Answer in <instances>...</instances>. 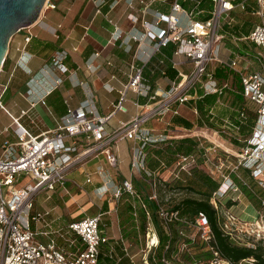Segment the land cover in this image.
<instances>
[{"label": "built area", "instance_id": "1", "mask_svg": "<svg viewBox=\"0 0 264 264\" xmlns=\"http://www.w3.org/2000/svg\"><path fill=\"white\" fill-rule=\"evenodd\" d=\"M154 1V0H151ZM105 0H100L103 4ZM212 8L207 19L195 18L200 13L194 9L186 12L175 0L169 13L155 11L153 19L147 21L144 15L150 13V3L140 0L143 5L141 14V30L131 36L141 44L148 41L149 53L136 56L130 64L128 81L119 90L117 102L112 105V110L107 116L97 113L94 104L84 99L75 108H67L54 129L34 135L21 125L18 118H13L14 141L5 139L1 144L0 155V264H98L101 256L119 261L121 258L114 252V244L105 234L103 213L74 219L65 226L52 228L47 217L50 211H34L35 196L40 192L66 190L67 175L69 171L81 165L87 159L103 154L110 167H116L118 158L114 147L123 138L133 139L137 145L133 148L131 168L136 172H144L150 176V171L145 166L146 146L166 140L168 137L156 133L149 128L147 123L155 118H161L168 111L172 115L179 114L174 104L185 105L197 96V89L202 96L217 95V104L223 105L221 95L227 90L239 93L243 100L253 103V123L247 137L238 135L239 129L247 125L249 114L244 107L237 110L236 121L228 118L221 125L211 127L209 124L196 125L179 136H190L196 141L197 152L179 156L173 163L172 176L178 177L180 172L189 174L192 168L199 167V162L207 168V173L220 178L218 189L210 197V204L216 210L218 224L223 235L232 243L255 247L257 242L264 243V200L261 201V210H254L252 219H245L232 211L235 202L242 191L232 175L239 177V170H246L257 185L264 190V0H211ZM47 3V1H46ZM45 3V5H46ZM131 4V1L129 2ZM54 7V5H51ZM132 7V6H131ZM235 9L249 13L259 18L258 23L252 24L249 33L239 37L230 28L235 19L231 14ZM182 12L187 18L182 24L176 14ZM133 23L140 18L133 13L128 15ZM230 36L233 41L245 40L252 45L253 50L241 49L235 51L228 49V56L224 57L225 37ZM31 39V34L24 37L22 56H30L26 45ZM173 44L174 55L186 58L190 65L188 73L179 72V79L173 81L168 90L158 93L143 78L144 66L153 55H161L158 64L163 63L164 48ZM225 52V51H224ZM66 53L62 52L52 59V67L61 73L68 71L62 60ZM26 61L20 60L19 66L25 68ZM212 63H216L215 67ZM181 64L172 61V65ZM212 67V68H211ZM216 67H223L230 72L228 78L218 79L214 74ZM214 68V69H213ZM235 77L238 78L239 88ZM61 78L48 86L41 95V99L50 93ZM28 88L27 95L32 94ZM112 90V88H110ZM132 90L137 96L147 97L153 103L135 105L140 110L129 121L120 123L119 127L108 131L106 123L110 117L120 111L126 112L127 91ZM159 97V100L156 98ZM34 101L31 102V105ZM146 106L149 109H146ZM0 107L4 109L0 102ZM192 112L199 117L194 103H191ZM212 110L209 109L210 119ZM27 111L22 112V116ZM32 124L35 121L30 118ZM235 139L239 145L235 149L231 140ZM101 167L96 172H101ZM90 175L86 182H90ZM156 181H151L153 188L150 199L159 205V213L165 224L177 219V212H164L157 199ZM102 186L98 187L99 190ZM104 189L100 196L108 193ZM123 193L134 194L131 181L124 180L120 185L111 190L110 199H119ZM235 195V196H233ZM226 198L223 202L221 199ZM231 204L227 206V201ZM41 224V227L38 226ZM193 224L202 241L210 245L213 257L209 264H258L254 259H244L238 262L220 257L214 249V236L206 215L199 212ZM249 239L252 243H247ZM249 242V241H248ZM125 255L132 262L128 254L127 245L121 241Z\"/></svg>", "mask_w": 264, "mask_h": 264}, {"label": "crops", "instance_id": "2", "mask_svg": "<svg viewBox=\"0 0 264 264\" xmlns=\"http://www.w3.org/2000/svg\"><path fill=\"white\" fill-rule=\"evenodd\" d=\"M130 1L132 5H129ZM139 1L105 0L103 4H100V0H47L39 19L31 26L21 29L11 36L3 62L4 67L2 65L3 68L0 69V102L4 107V109L0 107V155L2 142L5 139L15 140L13 118H18L22 126L32 134L37 135L54 129L61 117L59 113L66 111L67 108L77 107L84 99H88L94 104L99 115H109L112 105L118 100L119 90L128 81L132 60L136 56H143L142 51L144 53L150 51L148 41L138 44L131 37L138 34V31L142 29L140 22L143 5ZM145 1L150 3L149 8L151 11L143 17L147 21L153 19L155 11L169 13L171 5L175 2V0ZM203 1L177 0L186 12L194 8L200 11L195 15V18L201 20H204L202 17L209 16L212 8L211 0H207L210 5L209 8H202L200 5ZM51 5H54V7ZM130 13L136 14L140 18L139 22L133 24L128 19ZM176 14L182 20L181 23L185 24L187 20L185 14L182 12ZM230 31L234 32V30ZM27 34H31V39L26 45V50L30 54L28 58L22 56L20 49L24 46V37ZM39 42L49 43L51 47L43 48L42 45H39ZM173 46V44H170L167 51L163 52L165 55L164 62L167 61L176 70L177 74L171 78L162 71L153 79L152 84L143 76L145 83L151 87L150 94L154 90H157L159 94L165 92L170 88L173 81L179 79V72L184 73L179 69V66L188 64L187 60L183 56L174 55L172 53ZM240 50L241 48H238L235 51ZM62 52L66 53L65 58L62 60L68 68L65 73H61L51 65L53 57ZM220 54L224 56L222 49ZM158 55H153L144 66L146 67L150 63L153 64L152 59L156 60V64L150 70L151 74L158 69L160 59ZM22 59L23 61L27 59L25 68L20 67L18 64ZM172 61L181 64L173 66ZM57 78H61V83L40 100L42 92L48 86L54 85ZM28 88L33 89L30 95H27ZM56 95L60 98L59 102L55 101ZM32 101H34L33 105H31ZM135 102L143 105L155 101H150L147 97L137 96L132 90L127 91L126 101L124 102L126 112L118 111L110 117L106 123L108 131L119 127L120 123L129 121L138 113L140 109L136 107ZM23 111H27V115L22 116ZM177 115L185 117L180 111ZM173 116L175 115L170 113L168 118ZM165 117L166 114L161 118L152 119L147 123V126L154 129L156 133H162L167 129L166 125H174L171 121L166 122ZM194 117L197 116L194 115ZM30 118L35 121V124L31 123ZM173 127L175 130H186L176 125ZM136 145L137 143L131 138H123L118 141L116 147H114L118 158L116 167H110L102 153L87 159L81 165L73 167L67 175V191L57 193L61 199L66 196V200L63 202L65 205L53 204L52 200H48L49 206L42 205L51 197L48 196L45 200L43 196L40 203L35 200L34 211H50L47 221L50 222L52 228H57L65 226L74 219L84 217L81 216V213L84 210H91L95 206L96 211L91 215L99 212L103 213L102 217L106 225L104 232L110 241H123L118 215L121 198L110 199L111 190L124 180L131 181L133 186V180L138 179L147 190L150 198L153 188L150 184L151 181L161 180L165 184V182L170 183L172 180L173 164L167 167L163 164L162 167L153 171L146 167L151 173L150 176H147L143 171L136 172L133 170L131 168L132 151ZM99 167L102 171L97 174L96 170ZM87 175H90L91 180L93 179L88 188L94 187L92 189L97 199L86 202L81 209L79 208L82 211L72 218L78 208L74 210L70 208L76 206L77 200L81 198V200L86 199L87 201L86 196H84L87 191L81 187V185L87 184ZM173 184L174 182H172ZM100 186L102 187L97 190ZM104 189H108V193L100 196L99 194ZM56 190L50 192L54 193ZM135 191L134 189V194ZM174 192V189L169 190V193ZM105 203L107 210L102 211V206ZM64 210L66 215L63 213ZM67 213H69L68 220ZM61 217L63 219L59 220ZM38 226L41 227V224H38Z\"/></svg>", "mask_w": 264, "mask_h": 264}, {"label": "trees", "instance_id": "3", "mask_svg": "<svg viewBox=\"0 0 264 264\" xmlns=\"http://www.w3.org/2000/svg\"><path fill=\"white\" fill-rule=\"evenodd\" d=\"M209 1V0H208ZM204 0L200 6L202 8H209V2ZM203 19H207L208 17H202ZM250 21L245 19L243 23L236 22L232 25V30H234L235 34L239 37L245 36L249 33L250 30ZM246 23V24H245ZM39 45H42L43 48L51 47L49 43L39 42ZM167 48L163 49L165 53ZM159 58H162L161 55H158ZM153 64H148L143 69V76L149 83H153V79L157 77L160 72L167 73L171 78H173L177 72L176 70L167 62H164L162 65L159 64L158 69L151 74L150 70L156 64V60L152 59ZM4 67V65H3ZM2 67V68H3ZM214 74L218 79L228 78L230 72L223 67H216L214 69ZM235 83L239 88L238 78L235 77ZM55 101L59 102L60 98L56 95ZM221 101L224 103L229 102L232 106H238L226 115L227 110H223L222 105L217 104L218 96L213 95H205L202 96L200 90H197V96L194 100H191V103L197 108L199 117H194V120H190L187 117H183L181 115H175L171 118V122L179 127H182L186 130L192 129L194 126L201 125L203 123L209 124V126L214 127V124L221 125L223 120L228 118L230 121L235 122L236 117L238 115L237 110L240 107H244L247 113L249 114V120L247 125H243L240 127L238 135L240 137H247L251 131V125L253 123V108L247 106L248 101L243 100L242 96L239 93L233 92L231 90H227L223 95L220 96ZM54 105V104H52ZM212 110V119H210L209 109ZM222 108V109H221ZM66 111L60 112L59 116L64 115ZM226 115V116H225ZM212 120V121H211ZM216 123H215V122ZM173 125V126H174ZM233 146H238L239 142L235 139L231 140ZM145 152V166L150 170H156L165 165V167L173 164L179 156H187L197 152L196 141L192 137H180V138H171L161 142L154 143L152 145L146 146L144 148ZM239 177L232 175L233 179L239 185L242 194L246 196L249 201V204H252L255 209L261 210V201L264 200V194L262 192H257L253 189V184L249 179H254L250 176L249 172L246 170H239ZM249 179H248V178ZM172 180L170 183L165 182L167 189L169 190H179L190 192L198 195V197L187 196L179 200L177 203L173 204L170 211L177 212V217L182 219L189 218L191 222H194L196 216L199 212H202L208 218L213 236H214V249L218 251L220 257L229 259L234 262H238L244 259L252 258L258 264H264V245L262 242H257L255 247H247L244 245H237L232 243L226 236L223 235L220 230L218 224V217L216 214V210L210 204V197L212 194L218 189L220 185V178L216 176L209 175L206 171L202 170L199 167H194L191 169L189 174L185 172H180L178 177L171 176ZM219 180H218V179ZM172 182L174 184L172 185ZM255 182V181H254ZM256 183V182H255ZM257 185V183H256ZM133 188L135 191V196H129L128 193H123L120 197V206H119V220L120 225L122 223H126L131 219V210H132V201L141 200V205L143 208L139 209V229L143 232L145 231V223L147 218H150L151 223L156 231V235L158 237L157 245L154 249V255L149 256L148 260L150 264H168L167 262H171L172 254L175 252V236L171 233L172 230L169 228V224H163V220L159 213V205L156 201L151 200L149 198V194L140 180H133ZM258 186V185H257ZM259 187V186H258ZM260 188V187H259ZM261 189V188H260ZM262 190V189H261ZM263 191V190H262ZM144 192V194H142ZM139 193L142 194L143 197H140ZM131 198V199H130ZM229 203L227 204V206ZM107 210L106 203L102 206V211ZM165 225V227H164ZM134 227V224H132ZM123 237V236H122ZM178 237V235H177ZM114 242V241H113ZM185 243L189 244V248L198 246V255L193 256L191 262L193 264H197L202 259L205 263H209V261L213 257V252L206 246L205 242L201 241V243L194 244L192 240H185ZM114 244V252L121 259L116 261V259H110L107 256H101L99 258L98 264H132L129 257L125 255L123 247L121 245V241H116ZM190 257V255H189Z\"/></svg>", "mask_w": 264, "mask_h": 264}, {"label": "rangeland", "instance_id": "4", "mask_svg": "<svg viewBox=\"0 0 264 264\" xmlns=\"http://www.w3.org/2000/svg\"><path fill=\"white\" fill-rule=\"evenodd\" d=\"M231 14L233 15L235 21H238L239 23H243V21H245V19L250 21L249 22L250 28H251L252 24L259 22V18L257 16L246 14L244 12H240L238 9H235ZM226 29L232 30V28H228V27ZM221 42H223V48L225 49L224 50L225 51L224 57L228 56V53L226 52L228 49L238 50V48H241V49H248L249 50V48H250V51L253 50L252 45H249L247 41H245V40L233 41L230 36H228V37L226 36ZM215 65H217V64L212 63L213 67H215ZM190 68L191 67L188 64H183V65L179 66V69L184 73H188ZM156 100H159V98H156ZM247 106L252 108L255 105L253 103H248ZM172 107L178 108L182 115H184L185 117H187L190 120H194L195 114L191 110V103H186L185 105L174 104ZM232 107H234V109H235L238 106H236V107L232 106V105H230L229 102H226L224 100V106L222 105V108H223V110H227L226 115L229 114L231 111H233ZM170 113H171L170 111H168L166 113V117H165L166 122L171 121V118H168ZM165 127L167 129L165 131H163L162 133L164 135L170 136V137H167L166 140L171 139V138L190 137V136H179L180 135L179 132L184 133L186 131L175 130L172 125H166ZM214 127H217V125L214 124ZM232 148L235 149L236 147H232ZM199 168H201L202 170L207 172L208 167L205 168V166L202 164V162L201 163L199 162ZM73 172H74V170H73ZM214 176H216V175H214ZM249 180L253 184L254 190H256L257 192L260 191L264 194V190L262 191L252 179H249ZM92 181H93V179L90 182H86L87 184L81 185V187L87 191L86 192L87 194L86 193L84 194V196H86V198H87V201H86V199L81 200V198H79L75 204L76 206L70 208L72 210H74L75 208H78L77 212H75L73 215L80 213V211H82L80 209L84 206V204H86V202H90L91 200H94L95 198L97 199V197L95 196L94 191L92 189L94 187L92 186L91 188H88L89 187L88 185L90 183H92ZM61 191H62V193H65L64 189H57L54 193H51L50 191H48L46 193L40 192L35 196V200L37 203H40L43 196H44L43 199H45V200L47 199L48 196H51L42 205L49 206L48 200H52L53 204L60 203L64 206L65 204L63 202H64V200H66V196H63V198L61 199L58 196L59 192H61ZM154 191L156 192V196H157V199L161 205L162 210L164 212L169 213V214L171 212L170 209H171L172 205L177 203L182 198L187 197V196L198 197V195H196L194 193H190V192L188 193V192L179 191V190H175L174 193H169V189H167L166 185L163 184V182L161 180L156 181V187H155ZM142 194H144V192H142ZM142 194L139 193L140 197H143ZM65 195H67V194H65ZM128 195L129 196H135V194H133V195L128 194ZM233 196H235V195H233ZM225 199L226 198H223V199H221V201L223 202ZM131 202H132V210H131L130 221H128L126 223L124 222L120 225V221H122V220L121 219L119 220L120 232H121V235L123 236L122 237L123 242L127 245L128 254L132 257V264H150L148 258H149V256L154 255V249L157 245L158 237L156 235V231L153 227V224L150 221V218H147V220H146L145 231L143 232L142 230L139 229V227H138L139 223H140L139 218H138L139 217V209L143 208L141 205V200L132 201V199H131ZM228 203L230 205L231 201L228 200L227 204ZM255 208L256 207H254L252 204H249V201L245 195H241L239 197V199L235 202V204L232 208V211L237 215L238 214L242 215L245 219H252V216L254 215ZM59 211H60V208H59ZM84 211H83V213H81V216L91 215L92 213H94L96 211V207L93 206L91 208V210H87L85 212ZM97 212H98V210H97ZM63 213H64V215H66L65 210L63 211ZM56 215H58V214H56ZM74 217H76V215L73 216L72 218H74ZM63 218H64V216H63ZM63 218L61 217L59 220H61ZM68 219H69V213H67V220ZM132 224H134V227H132ZM163 224H164V222H163ZM168 224H169V228L171 230H172V228L174 229V230H172L171 233L175 236L176 243H175V252L172 254L171 262L169 261L167 263L168 264H193L191 262V259H194V258H192L193 256L198 255V246L189 248V244L185 243L184 241L189 239V240L194 241V244L201 243L202 240L200 239V237L198 235V232H197L195 225L193 224V222L190 221L189 218H187V219H184V218L173 219L171 221H168V223L166 225H168ZM164 227H165V225H164ZM177 235H178V237H177ZM244 240H246L247 243H252V241L249 239H244ZM203 242H205V241H203ZM205 244L210 249V245L206 242H205ZM262 244L264 245V243H262ZM189 255H190V257H189ZM203 260L204 259H202L200 262H197V264H209V263H205Z\"/></svg>", "mask_w": 264, "mask_h": 264}, {"label": "water", "instance_id": "5", "mask_svg": "<svg viewBox=\"0 0 264 264\" xmlns=\"http://www.w3.org/2000/svg\"><path fill=\"white\" fill-rule=\"evenodd\" d=\"M47 0H0V69L11 36L34 24Z\"/></svg>", "mask_w": 264, "mask_h": 264}, {"label": "bare ground", "instance_id": "6", "mask_svg": "<svg viewBox=\"0 0 264 264\" xmlns=\"http://www.w3.org/2000/svg\"><path fill=\"white\" fill-rule=\"evenodd\" d=\"M146 109H149V107H148V106H146Z\"/></svg>", "mask_w": 264, "mask_h": 264}]
</instances>
